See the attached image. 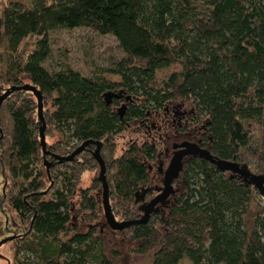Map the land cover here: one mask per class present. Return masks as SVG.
<instances>
[{
	"label": "trees",
	"instance_id": "16d2710c",
	"mask_svg": "<svg viewBox=\"0 0 264 264\" xmlns=\"http://www.w3.org/2000/svg\"><path fill=\"white\" fill-rule=\"evenodd\" d=\"M77 27L116 37L124 52L116 69L84 75L66 60L55 69L44 65L51 31ZM0 61V95L25 82L42 91L46 138L60 134L55 142L47 139L52 153L67 155L93 139L102 141L103 155L118 134L136 129L140 142L133 138L111 161L112 172L107 166L119 220L140 217L142 204L162 184L149 166L157 164L162 137L179 127L174 106L192 111L203 147L264 174V0H0ZM171 65L182 70L158 86L157 72ZM33 95L16 90L0 106V178L11 187L4 197L31 240L22 245L38 264H119V249L107 246L120 233L140 243L137 252L149 250L158 233H178V240L153 252L154 264L185 258L264 264L261 193L199 156L186 163L175 195L149 222L112 230L98 193L84 189L74 200L80 174L96 164V146L73 161L47 155L49 178ZM177 99L190 101L191 109Z\"/></svg>",
	"mask_w": 264,
	"mask_h": 264
},
{
	"label": "rangeland",
	"instance_id": "374dc122",
	"mask_svg": "<svg viewBox=\"0 0 264 264\" xmlns=\"http://www.w3.org/2000/svg\"><path fill=\"white\" fill-rule=\"evenodd\" d=\"M3 1L4 3L28 4L31 0ZM50 39L52 43V53L44 63V65L48 69H55L58 67V64L60 62L66 60L74 68L78 69L82 74L91 75L95 71L100 69H116L118 62L121 61L124 56V52L114 35L101 34L89 27H77L74 29L57 28L51 31ZM2 66L3 63L0 61V68ZM181 70L182 67L180 65H171L159 70L156 75V79L159 82L158 86L162 84L164 80L168 79L173 73ZM107 74L111 78H119V75L116 73ZM25 80L28 79L26 78ZM4 87L9 86L5 85ZM34 98L36 100L35 96ZM177 102L182 103V108L187 107L188 109H191L192 107L190 101L177 99ZM134 130L136 129L131 127L123 131L121 134H118V136L114 138L115 144L109 147L107 153H103L109 172L114 169V167L112 168L111 166V161H115V157L118 158L124 152V150H126L129 142L132 141L133 138H136L138 142H140L139 135ZM59 136L60 134L56 133L54 137L50 136L47 139L50 143H52L55 142L59 138ZM183 139L189 138L183 136ZM165 166H167V164H165ZM99 171L100 168L98 163L96 162V164H94L91 169H85V171L80 174L77 184V192L74 196V200L78 201V199L80 198V192L82 190L88 188L91 189L88 194L90 195L92 193H98L97 195L100 202V211L104 216V209L102 205V184L97 179ZM229 173L230 172H228L227 174ZM254 173L259 174L257 172ZM230 174L233 175L232 173ZM152 175H154V172L152 173ZM96 179L98 181L95 184ZM2 181L3 179L0 178V242L4 240L6 241H4L0 245V264H38V256L32 253L31 250H28V248L23 247V245L25 244L24 242L31 243V240H28L29 237L27 236L24 237L23 229L25 228V223L20 220L18 212L13 208L11 209L4 197L5 191H9L11 187L7 186V188H5V182ZM49 181V178L46 179L47 184L50 183ZM60 184L61 183H59V185ZM51 185L52 183L50 184V186ZM260 203L261 206L264 207V199H262L261 197ZM176 228L179 227H177L176 225L174 229ZM176 234L177 235H170L164 238L162 234L160 235L159 233L154 235L149 243V250H147L146 252H137L136 250H134H138L140 243L138 241H132L127 237V235H124L123 233L116 235L112 239V244L108 245L107 247L109 250L113 247L119 249L120 255L117 259L119 264H154L153 252L158 247H168L173 238H175V241L178 240L177 237H179L180 235H178V233ZM21 235H23V238L19 237ZM183 264L192 263L189 259L185 258L183 260Z\"/></svg>",
	"mask_w": 264,
	"mask_h": 264
},
{
	"label": "water",
	"instance_id": "95a60500",
	"mask_svg": "<svg viewBox=\"0 0 264 264\" xmlns=\"http://www.w3.org/2000/svg\"><path fill=\"white\" fill-rule=\"evenodd\" d=\"M16 90H25L32 92L36 97L37 114L41 122V126L39 128L40 143L45 155V165L49 174V178L51 177L50 167L53 163L52 161L47 159V155H52L59 162L73 161L75 157L83 152L89 145L93 144L96 146L93 150V157L100 168L97 179L102 184V205L104 209V216L107 225L112 230L121 231L133 225L149 222L152 214L159 211V206L161 204H167V202H169V198L173 194L175 189V182L180 178L183 171V160L187 155L200 156L215 164L216 167L222 172H230L233 175H240L246 182L254 185L258 189V191L262 195H264V174H256L247 165H240L237 162L219 158L215 156L210 150L204 149L196 143L186 141L180 144V149L175 151L171 161L169 162L164 172L163 186L159 189L160 192L151 200L142 204V215L135 219L119 220L116 217L112 207L110 185L107 178V165L101 153L102 141L93 139L87 140L67 155H58L56 153H52L48 149V142L46 138L47 122L44 116V97L42 91L31 82H25L21 85L11 86L2 95H0V106L7 99V97ZM4 241H1L0 245Z\"/></svg>",
	"mask_w": 264,
	"mask_h": 264
},
{
	"label": "flooded vegetation",
	"instance_id": "af4514ba",
	"mask_svg": "<svg viewBox=\"0 0 264 264\" xmlns=\"http://www.w3.org/2000/svg\"><path fill=\"white\" fill-rule=\"evenodd\" d=\"M175 107L176 106H174L173 116H175L174 120L178 119L179 127H177L176 130H173L172 132L165 134L164 137H162L165 141H164V145L162 144L163 148L159 149V151H158L157 164L149 166L150 171L154 172V175H155L154 177H157V176H158V178L162 177L161 178L162 184L160 186H158L157 189H155L156 191H155L154 196L160 192L159 189L162 188V186H163L164 172H165L169 162L171 161L175 151L180 149L181 143L188 141L191 143H196L204 149H208V148L202 146V141H201L202 137L200 135H198V133L196 132L197 128L193 127L194 122H193V117L191 116L192 111L185 109V110L180 112V109L178 108L176 110ZM183 120L189 126H183V123H182ZM181 128H182V130H184V128H187V129L185 130V132L180 133V131L178 129H181ZM183 136H185L189 139H183ZM49 156H52V155H49ZM193 157H196V156H192V155L185 156V158L183 160V169H184L186 163ZM165 164H167V166H165ZM176 191H177V188L175 186L174 192L170 196V198L175 195ZM170 201H171V199H170ZM164 205L165 204H161L159 206V208H163Z\"/></svg>",
	"mask_w": 264,
	"mask_h": 264
},
{
	"label": "built area",
	"instance_id": "2783aa9c",
	"mask_svg": "<svg viewBox=\"0 0 264 264\" xmlns=\"http://www.w3.org/2000/svg\"><path fill=\"white\" fill-rule=\"evenodd\" d=\"M261 198L264 199V195L261 194Z\"/></svg>",
	"mask_w": 264,
	"mask_h": 264
}]
</instances>
